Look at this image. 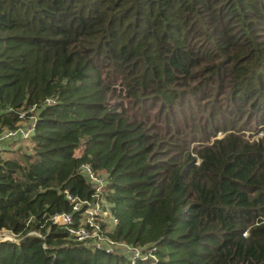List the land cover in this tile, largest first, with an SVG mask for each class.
I'll use <instances>...</instances> for the list:
<instances>
[{"label":"trees","instance_id":"obj_1","mask_svg":"<svg viewBox=\"0 0 264 264\" xmlns=\"http://www.w3.org/2000/svg\"><path fill=\"white\" fill-rule=\"evenodd\" d=\"M217 109L264 125V0H0V134L35 123L0 150V264H264V136L197 140ZM98 202L142 256L52 219Z\"/></svg>","mask_w":264,"mask_h":264},{"label":"built area","instance_id":"obj_2","mask_svg":"<svg viewBox=\"0 0 264 264\" xmlns=\"http://www.w3.org/2000/svg\"><path fill=\"white\" fill-rule=\"evenodd\" d=\"M34 126L35 123L33 121L26 128L18 127L15 130L4 131L2 134H0V150L3 149L4 141L8 138H12L15 136H22L25 138L29 137L34 132ZM84 167L86 168L85 173L89 175V177L92 178L95 183L101 181L100 177L96 179V177L92 175L91 170L92 171L94 170L89 165H86ZM98 189L100 190L101 187H99ZM65 194L69 200L71 201L75 200L73 195L70 194L68 190H65ZM96 206L99 207L98 204ZM75 208L77 209L78 206L76 205ZM52 219L55 223L65 224L69 226L70 233L74 234L77 240L80 241L90 240L91 243H96L98 248H104L109 251L107 247H100L102 242H105L110 245L122 243V242H116L106 235L112 228H114L115 225L119 223L118 217L112 212L110 206L105 205L104 210L98 211L97 217L87 219L86 221L82 219L79 226L73 225V217L68 213H57L52 217ZM7 232L9 233L8 238L13 239L15 242H17L20 239V234H15L14 232L9 230H7ZM133 249H138L139 252H135ZM133 249H132L133 251L130 252V259L139 258L140 256H142V254H144L143 247L133 246ZM111 251H115V250L112 249Z\"/></svg>","mask_w":264,"mask_h":264},{"label":"rangeland","instance_id":"obj_3","mask_svg":"<svg viewBox=\"0 0 264 264\" xmlns=\"http://www.w3.org/2000/svg\"><path fill=\"white\" fill-rule=\"evenodd\" d=\"M48 102L51 103V101H48ZM225 103H226V101H223L222 104H225ZM221 111H224V114H221L220 117L216 118L213 126L211 124H209L206 129H203V131H202L203 133L201 131H199L197 133V135H196L197 140H199L202 135L210 137L208 135V133L212 136L211 141L208 143H212L214 139L222 138L223 136H225L227 133H230V132H236L237 134L245 135L251 141L264 136V125L260 121H258L257 118H250V117H247L246 115L242 116V117L234 118L233 115H230L229 113H227L228 111H226L225 109H217V112H221ZM34 128H35V126H34ZM215 128L221 129V130H222V128H224L228 132L219 131L216 133V136H213V132H214ZM24 139H26V138L15 139L16 140L15 142H16V144L20 143V145H19L20 150H22V149L23 150H30L31 145H29L28 143H25ZM198 143H199V141L192 142V145H191L192 148L194 146H199ZM91 173H92V175H94L96 177V179H98L100 176L99 174L95 175L94 171H92V170H91ZM98 205H99V207L93 205L89 209V211L84 214V217L82 219L86 221L87 219L97 217L98 211L105 209V205H103L101 202H98ZM8 236H9V233L6 231V228H3L2 230H0V243L2 241H7V240L12 241V242L14 241L13 239L8 238ZM6 237H7V239L5 240L4 238H6ZM2 239H4V240H2ZM89 246L98 247L96 243H90ZM100 247H107L109 249V251H111L112 249H114L115 251H122L125 254H127L129 257H130V252H132L133 250L135 252H139L138 249H133V246H131V245L126 246L122 243L110 245V244H107L105 242H102ZM152 255L155 257L154 259H156L155 254L152 253ZM146 264H149V263L147 262Z\"/></svg>","mask_w":264,"mask_h":264},{"label":"crops","instance_id":"obj_4","mask_svg":"<svg viewBox=\"0 0 264 264\" xmlns=\"http://www.w3.org/2000/svg\"><path fill=\"white\" fill-rule=\"evenodd\" d=\"M24 123V124H23ZM30 124V122H22L20 124L19 127H22V128H26L28 125ZM6 131V130H5ZM3 133V132H2ZM1 133V134H2ZM18 138H25V137H22V136H15V137H12V138H8L4 141V144H3V149H11L12 151H16L17 149L20 148V143L19 144H16V140L15 139H18ZM27 138V137H26ZM25 142V141H24ZM2 150V149H1Z\"/></svg>","mask_w":264,"mask_h":264},{"label":"clouds","instance_id":"obj_5","mask_svg":"<svg viewBox=\"0 0 264 264\" xmlns=\"http://www.w3.org/2000/svg\"><path fill=\"white\" fill-rule=\"evenodd\" d=\"M6 231H7V230H6ZM9 231H10V230H9ZM34 232H35V231H34ZM4 239L6 240L7 238H4ZM4 239H2V240H4ZM18 241H19V240H18ZM18 241H17V242H18ZM138 247H140V246H138ZM143 248L145 249V247H143ZM146 254H147V253H146ZM148 257H149V256H146V257H145V260H147Z\"/></svg>","mask_w":264,"mask_h":264}]
</instances>
